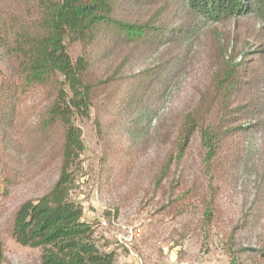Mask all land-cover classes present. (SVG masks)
Listing matches in <instances>:
<instances>
[{"label": "trees", "instance_id": "trees-1", "mask_svg": "<svg viewBox=\"0 0 264 264\" xmlns=\"http://www.w3.org/2000/svg\"><path fill=\"white\" fill-rule=\"evenodd\" d=\"M154 1L0 0V47L11 67L0 83V149H14L27 160L45 150L57 165L51 188L20 204L10 218L9 236L22 247L40 249V264H115V253L98 249L93 227L82 220V207L69 198L83 152L75 120L95 109L99 135L103 116H110L112 128L128 133L124 151L135 159L150 144L154 107L170 88L164 60L125 71V57H116L127 50L151 53L184 44L208 24L246 18L264 23V0H161L145 20L124 14L126 7H150ZM170 5L181 15L176 24L158 19ZM73 45L80 48L74 60L69 52ZM257 48L225 49L222 67L182 117L175 153L158 175L162 181L197 136L207 174L216 175L222 166L233 177L243 168L249 142L261 136L259 165L253 166L261 175L252 202L256 221L264 210V71L252 66L264 50ZM1 175L8 192L18 172L11 167ZM228 254V264H255L264 257V246L234 247ZM0 264H8L1 237Z\"/></svg>", "mask_w": 264, "mask_h": 264}, {"label": "rangeland", "instance_id": "rangeland-1", "mask_svg": "<svg viewBox=\"0 0 264 264\" xmlns=\"http://www.w3.org/2000/svg\"><path fill=\"white\" fill-rule=\"evenodd\" d=\"M154 2L150 7H126L124 14L145 20L163 1ZM173 8L166 6L158 19L178 23L181 15ZM250 44L264 50V23L256 18L208 24L190 34L184 44L167 49L151 53L127 50L118 55V61L125 57V71L152 67L159 59L166 62L165 81L170 88L154 107L150 144L135 159L124 151L128 133L120 126L112 128L110 116L102 112L99 135L95 109L86 118H76L83 152L69 198L82 207V220L93 227L98 249L115 253V264H228L230 249L260 250L264 246V210L257 221L252 211L255 186L261 178L260 170L253 167L259 165L261 136L249 142L251 150L243 168L233 177L232 170L226 173L222 166L216 175L207 174L197 136L162 181L158 176L164 160L175 153L182 117L194 109L213 74L222 67L225 49L231 46L237 53ZM69 52L74 60L80 48L73 45ZM252 66L264 71V54ZM10 70L0 47V83ZM11 167L18 179L7 192L1 172ZM56 177L57 165L45 157V150L27 160L16 150L1 147L0 237L8 264L41 263L40 249L22 247L9 236L10 218L20 204L45 194ZM129 228H138L141 234L127 247L124 238ZM255 264H264V257H258Z\"/></svg>", "mask_w": 264, "mask_h": 264}, {"label": "built area", "instance_id": "built-area-1", "mask_svg": "<svg viewBox=\"0 0 264 264\" xmlns=\"http://www.w3.org/2000/svg\"><path fill=\"white\" fill-rule=\"evenodd\" d=\"M141 234L140 229L138 228H129L127 231V236L124 238L125 242L127 243L126 246L129 247V245L136 240Z\"/></svg>", "mask_w": 264, "mask_h": 264}]
</instances>
